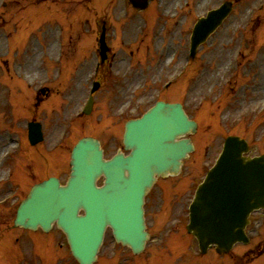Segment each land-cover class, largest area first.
Returning <instances> with one entry per match:
<instances>
[{
    "label": "rangeland",
    "instance_id": "rangeland-1",
    "mask_svg": "<svg viewBox=\"0 0 264 264\" xmlns=\"http://www.w3.org/2000/svg\"><path fill=\"white\" fill-rule=\"evenodd\" d=\"M1 1L3 0H0V4ZM222 1L224 0H153L145 12V16L152 17L146 25L140 16L141 12L135 9L129 0H7L9 5L6 9L2 3L0 15L5 9L4 19L10 21V26L6 29L10 46L6 43V35L0 26L2 47L0 48V78L7 85V88H3L4 94H0V121H7L3 124L4 126L11 121L8 118L10 108L2 100H8V98L14 100L16 96H22L27 89L19 69L13 64L14 59L24 56L27 46L33 41H38L51 33H58L61 40L64 34L67 44H70L72 40L74 44L80 41L83 47L78 51L80 55L72 51L73 58L70 57L66 63L68 71L64 70L65 73L59 82L69 86L62 94L70 99L68 101L71 104L70 110L66 112L65 122L61 123V128H55L59 122L57 118L55 123L50 117H46L45 113L39 111L35 115L26 113L25 105L18 104L15 108L17 113L24 112L29 119L37 116L45 123L47 130V139L43 144L45 147L46 143L52 144L59 141L63 127L69 125L67 140L61 141L58 155L55 154L53 161L49 159L46 165H41L42 168L37 161L34 170L35 168L39 170L36 175L33 174L29 184L53 173H58L65 180L69 172L70 149L68 147L72 146L82 133H94L100 137L107 157L116 153L117 149L122 147L120 141L123 120L136 115V108L132 106L127 108V105L130 102L131 105H135L137 98L141 100L140 111L150 106L157 98H180L186 103L190 114L200 120L202 129L207 128L203 138V145L208 143L207 158L206 160L204 158V149L198 150L192 156L194 170L189 179L190 184L198 181L206 168L211 165L223 136L228 133L235 132L248 138L252 153L264 151V113L261 110L264 103V0H234V9L230 16L208 42L199 48L198 59L193 61L187 82L184 79L183 86L179 84L172 90L171 88L165 90L160 86L170 78L168 76L171 72L178 71L180 65L186 60L193 23L209 8ZM84 7L87 10L92 9V12H83ZM100 17L107 20L108 42L114 52L110 58L111 61L105 63L101 69V79L104 80L105 86L102 90H107L114 82L116 84L113 86L114 90L108 89L106 97L97 100V106L99 110L104 111L107 101L112 102L114 94H117L118 99L112 103L111 107L125 105L124 114L116 115V111L111 109L108 111L113 112L118 118L108 115L110 120L107 124L95 123L96 115L75 120V123L71 124L67 121V117L75 111L79 101L84 97L86 88L91 83L94 66L100 58L97 49L99 46L97 38L101 28L98 23ZM166 17L167 21H165ZM2 20L0 16V25L5 23ZM68 32L73 33L72 38ZM17 37L22 38L21 44ZM45 39L44 43L36 42L34 48L29 49L28 55L32 54L35 59L32 61L29 57L28 70L24 75L26 77L29 74V79L34 77L35 82L39 84L45 79H52L50 72L54 71H50V65H47L46 61L52 59L50 62H56L54 59L60 52V45L55 41V35L47 36ZM49 40L51 42H48ZM8 47L7 58L10 63L7 65L3 62L2 55ZM157 50L161 54H159L160 59L156 68ZM67 51L69 52L70 48ZM149 54L152 56L148 61ZM43 55L46 56L45 61H42ZM172 55L176 56L173 62L170 60ZM257 55L259 57L256 58ZM84 56H86L85 61L81 60ZM67 58L64 55L63 64ZM79 63L81 64L75 68ZM144 64H148L147 66L151 69L156 68L155 71L149 72L151 70L136 68L137 65L143 67ZM100 96L98 94L97 99ZM64 103L60 97V102L54 104L59 111H62L61 106ZM44 105L50 108L52 99ZM98 109L93 112L97 113ZM100 117H104L102 112ZM13 123H17L16 118ZM25 123L23 121L21 125L25 127ZM6 133L0 132L2 148L0 152L5 148ZM50 138L53 140L51 141ZM23 141L24 146L18 156L22 157V162L12 161L15 156L9 159L17 174L24 169L23 160L28 157V163H31L39 157L31 152L28 140L23 139ZM47 149H49L48 146ZM4 168L6 167H2V170ZM185 177L189 175L183 169L182 174L166 179L160 178L154 185L146 202L149 211L146 212L148 225L154 237L147 243L149 245L146 252L135 255L128 246L122 244L115 246L108 230L96 264H242L243 260L250 261L251 259H246L250 258L246 250L261 239L260 244L264 243V213L256 212L253 215L248 228L252 240L248 244L236 245L229 255H220L214 249L207 254L198 255L196 239L186 232L188 201L192 197L193 190L187 191L185 198H181L180 192L177 193L178 188L173 191V187L170 188L169 185V183L172 184L171 182H182L183 179L182 184L187 187L188 180L184 179ZM14 182L17 187L23 189V185L17 181ZM167 185L169 186L166 187ZM10 206L9 204L0 206V229L6 225L7 230L9 229L5 233L0 232V237L3 236L6 239L4 244H0V264H79L73 258L65 234L57 226L52 227L48 234L34 233L37 235L34 237L35 245L31 238L33 236L31 230L10 229L15 216ZM16 237H19V240H16ZM263 246L264 244L257 246L252 255H261ZM164 247L169 250V256L162 253ZM4 248H7V251ZM247 264H264V254Z\"/></svg>",
    "mask_w": 264,
    "mask_h": 264
},
{
    "label": "water",
    "instance_id": "water-1",
    "mask_svg": "<svg viewBox=\"0 0 264 264\" xmlns=\"http://www.w3.org/2000/svg\"><path fill=\"white\" fill-rule=\"evenodd\" d=\"M131 1L137 6L148 2ZM230 9L227 1L219 8L220 16L214 25ZM182 113L180 104L158 102L142 118L127 123L125 146L131 151L118 152L110 159L104 158L98 139H81L72 152V172L67 183L63 185L52 177L37 184L20 206L16 224L32 228L40 225L48 230L57 221L82 264H93L108 225L124 244L140 250L146 238L144 195L155 174L166 173L169 168L178 169L181 157L192 148L189 140L174 139L186 130H194L193 122ZM236 140L230 139L226 145L223 161L228 166L218 163L206 184L208 187L216 182L224 183L220 189L234 192L232 201L222 205L226 207L225 213L215 211V216L209 218L208 209L220 206L210 198L205 200L206 205L201 202L205 198V187L200 189L192 209L188 228L198 237L203 250L211 243L218 245V251L229 250L235 241L244 239L249 211L264 206V169L257 166V162L264 163V160L259 157L245 160L240 152L245 142ZM100 175L104 176L102 185L97 183ZM250 183L254 184L252 189L247 188ZM249 198L252 199L239 213L236 209L242 200ZM81 208L84 209L82 215Z\"/></svg>",
    "mask_w": 264,
    "mask_h": 264
},
{
    "label": "bare ground",
    "instance_id": "bare-ground-1",
    "mask_svg": "<svg viewBox=\"0 0 264 264\" xmlns=\"http://www.w3.org/2000/svg\"><path fill=\"white\" fill-rule=\"evenodd\" d=\"M156 105H157V103L151 105L149 109L155 107ZM223 159H224V157L222 156V157H221V160L223 161ZM219 165L222 166L223 163L221 162V163H219ZM257 166H259L262 170L264 169V163H263L262 161L257 162ZM253 186H254V184H253V183H250V184L247 186V188H248V189H252Z\"/></svg>",
    "mask_w": 264,
    "mask_h": 264
}]
</instances>
